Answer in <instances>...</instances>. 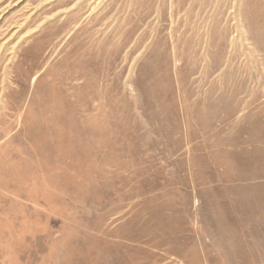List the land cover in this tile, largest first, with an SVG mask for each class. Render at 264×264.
<instances>
[{"label":"rangeland","instance_id":"1","mask_svg":"<svg viewBox=\"0 0 264 264\" xmlns=\"http://www.w3.org/2000/svg\"><path fill=\"white\" fill-rule=\"evenodd\" d=\"M0 264H264V0H0Z\"/></svg>","mask_w":264,"mask_h":264}]
</instances>
